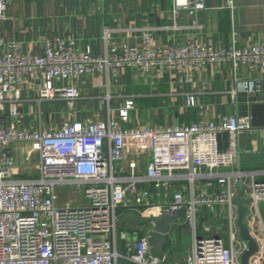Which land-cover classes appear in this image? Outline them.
<instances>
[{
  "label": "built area",
  "instance_id": "1",
  "mask_svg": "<svg viewBox=\"0 0 264 264\" xmlns=\"http://www.w3.org/2000/svg\"><path fill=\"white\" fill-rule=\"evenodd\" d=\"M174 3L176 9H205L204 0ZM8 5L9 0H0V22L8 21ZM110 37L106 30L104 39ZM225 63H231L234 81L242 68L264 71V42L243 49L234 44L215 49L197 42L159 47L150 31L138 44L111 43L105 54L94 56L89 47L56 36L45 43L44 54L37 56L23 53L16 42L0 40V264H119V260L165 264V259L151 254L152 232L119 233L120 211L175 217L181 210L193 236L182 264H240L246 245L237 226L239 184L244 188L241 199L247 207L246 220L259 245L249 264H264V167L244 169V159L259 152V143L253 140L259 131L252 126L251 112L189 127L123 128L130 123L134 108L133 101L127 100L118 118L108 109L102 122L66 121L60 128L37 131L7 122L8 116L20 115L25 80L40 72L39 102L71 104L80 94L64 84L86 75L99 73L117 80L125 69H131L136 78L157 73L188 83L183 78L186 70L206 71ZM231 94L232 105L240 106L236 88ZM196 95L186 94L189 108H196ZM111 100L107 93L101 103L108 105ZM225 133L228 147L220 149ZM128 140L150 151L143 173L136 162L127 169L123 166ZM18 143L39 147L37 179H13L17 163L12 147ZM170 181H187L190 196L179 192L166 204H154L150 186L160 188ZM217 206L221 213L215 216L220 215L224 227H213L199 211L205 208L215 213ZM119 239L125 242L124 253L119 251Z\"/></svg>",
  "mask_w": 264,
  "mask_h": 264
},
{
  "label": "crops",
  "instance_id": "2",
  "mask_svg": "<svg viewBox=\"0 0 264 264\" xmlns=\"http://www.w3.org/2000/svg\"><path fill=\"white\" fill-rule=\"evenodd\" d=\"M137 2L140 4L132 7ZM204 3V10L194 12L176 9L174 0H9L8 21L0 22V40L16 42L23 53L37 56L44 54L45 43L56 36L89 47L94 56L105 54L111 43L138 44L150 31L154 32L159 47L197 42L215 49H228L233 44L243 49L264 42V0H204ZM106 30L111 34L107 41L104 39ZM183 78L189 82L172 81L168 75L157 73L148 78H136L131 69H125L117 80L99 73L86 75L64 84L74 86L80 94L70 104L65 100L39 102L40 72L35 78L25 80L20 115L8 116L7 122L11 127L36 131L57 129L66 121L102 122L107 118L108 109L118 118L117 112L127 100H132L131 120L123 128L189 127L199 121L216 122L221 116L251 112L252 106L264 105V71L242 68L234 81L232 65L225 63L206 71L186 70ZM235 88L242 102L237 107L232 105L231 92ZM107 93L112 100L103 105L101 102ZM188 93L197 94L196 108L186 105ZM252 94L256 99L254 103L249 102ZM257 131L263 134L264 128H255ZM12 154L17 163L13 179L39 177L37 145L15 144ZM150 155L149 150H140L128 140L123 166L127 169L129 163L136 162L138 171L143 173ZM263 156L259 150L250 158L252 169L264 167ZM150 188L154 204L158 206L170 202L176 193L190 196L192 192L187 181H170L166 186L154 188L151 185ZM261 210L264 217V208ZM199 211L213 227L225 226L220 215L215 216L221 213L219 206L215 213L205 208ZM124 212L127 211H120L121 216ZM133 229L142 234L153 231L150 224L138 228L119 224L118 231L129 233ZM212 231L215 233L214 229ZM187 233L192 236L184 216L170 229L172 243L167 247L165 264L183 263L180 253ZM191 239L193 241V236ZM118 241L119 251L124 253L125 242ZM191 248L192 244L190 251ZM119 264L130 263L119 260Z\"/></svg>",
  "mask_w": 264,
  "mask_h": 264
},
{
  "label": "water",
  "instance_id": "3",
  "mask_svg": "<svg viewBox=\"0 0 264 264\" xmlns=\"http://www.w3.org/2000/svg\"><path fill=\"white\" fill-rule=\"evenodd\" d=\"M256 101L255 95H250L249 102L254 103ZM252 126L254 128H264V105H254L251 107ZM220 149H226L228 147V135L225 133L221 137ZM239 200L238 205V219L237 226L239 228V238L246 245L245 252L240 256V264H249V260L254 256L259 249L258 242L251 235L249 225L247 223V207L245 201L241 199L244 188L241 184L238 185ZM185 216V210H181L177 216H168L162 213H149L145 216L135 213L134 211L124 212L119 220L120 225H131L134 228H138L143 225L150 224L153 227V231L150 234L151 254L164 260L167 255V247L172 243L170 229L179 222ZM170 256V255H169ZM172 257V256H170Z\"/></svg>",
  "mask_w": 264,
  "mask_h": 264
},
{
  "label": "rangeland",
  "instance_id": "4",
  "mask_svg": "<svg viewBox=\"0 0 264 264\" xmlns=\"http://www.w3.org/2000/svg\"><path fill=\"white\" fill-rule=\"evenodd\" d=\"M140 3L137 2L136 5H132V7H137ZM254 141H258L259 143V146H261L259 149L261 151L262 154H264V143H263V140H264V133L261 134V133H258L255 137H253ZM262 138V139H261ZM261 139V141L259 140ZM244 169L246 170H251L253 167H251L250 165H252L250 163V160L249 158H246L244 159ZM192 236H190V234L187 233V236L185 237L184 239V242H183V247H182V250H181V253H180V256L183 258H185L189 253H190V247H191V244H192Z\"/></svg>",
  "mask_w": 264,
  "mask_h": 264
}]
</instances>
